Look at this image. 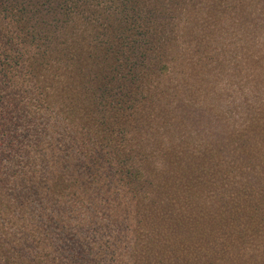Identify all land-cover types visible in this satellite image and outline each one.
Listing matches in <instances>:
<instances>
[{
  "label": "trees",
  "instance_id": "1",
  "mask_svg": "<svg viewBox=\"0 0 264 264\" xmlns=\"http://www.w3.org/2000/svg\"><path fill=\"white\" fill-rule=\"evenodd\" d=\"M261 34L264 0H0V264H264L226 163L257 175L264 102L239 148L189 106Z\"/></svg>",
  "mask_w": 264,
  "mask_h": 264
},
{
  "label": "rangeland",
  "instance_id": "2",
  "mask_svg": "<svg viewBox=\"0 0 264 264\" xmlns=\"http://www.w3.org/2000/svg\"><path fill=\"white\" fill-rule=\"evenodd\" d=\"M254 48V49H253ZM251 48L249 45H245L244 50L241 53H238L233 57L232 63L223 65L224 70L220 71V66L215 61L211 62L212 70L215 72L209 80L213 83L206 82V75L199 74L201 80L198 81V75L196 74L195 79L191 84V89L194 90V97L190 98L192 105L191 108L195 116H204L211 119L209 124H205V127L201 130L195 126H192L191 133L194 135L190 144L196 146L200 144V140L205 137L211 138V132L213 128H219L224 126V124H234L237 123L241 126V131L239 134L232 136L233 141L229 142L233 148L241 147L244 143L243 129L247 125V120H244V115L248 112L249 109H255L258 104L264 102V34H261L254 47ZM249 59L248 61H245ZM214 78V76H217ZM193 85V87H192ZM217 85V87H216ZM210 96V100L207 102L203 100ZM207 115H206V113ZM205 119V118H201ZM254 133V139L251 140V144L259 147V151L263 153V144H264V132L259 129H252ZM263 133V134H262ZM261 134V135H258ZM235 137V138H234ZM242 138V139H239ZM213 140V139H212ZM240 149H238L239 151ZM196 157V156H195ZM264 162L263 159H259ZM226 162V161H222ZM261 162L257 167V175L249 176L250 170L247 166H253L250 162L244 166L238 165L232 157H229L226 163L234 164V169L232 171V176L239 177L240 170L245 171L246 175L242 178H247V182L250 184L246 187V190L241 192L238 196L242 200V203L247 204L248 209L246 212L255 213V205H259L260 209L264 210V183L263 185H258L254 182L255 179L252 177L260 176V168H264V163ZM247 168V169H246ZM191 174H194L192 179L197 178L198 171L195 169L190 171ZM233 180V179H232ZM197 183V181H194ZM220 190V189H219ZM230 206L228 205L225 208V211L228 213ZM224 210L223 208L220 211ZM242 228L249 226L245 220L239 222ZM240 246V244H237ZM264 247V234H256L255 239H251L245 246L244 251L247 256L246 259H249V256H259L263 251ZM243 262H241L242 264Z\"/></svg>",
  "mask_w": 264,
  "mask_h": 264
}]
</instances>
